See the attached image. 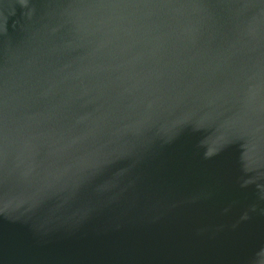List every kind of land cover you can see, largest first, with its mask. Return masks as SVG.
Here are the masks:
<instances>
[{"label": "water", "instance_id": "obj_1", "mask_svg": "<svg viewBox=\"0 0 264 264\" xmlns=\"http://www.w3.org/2000/svg\"><path fill=\"white\" fill-rule=\"evenodd\" d=\"M0 264H264V0H0Z\"/></svg>", "mask_w": 264, "mask_h": 264}]
</instances>
